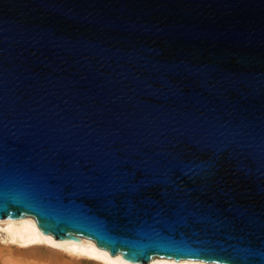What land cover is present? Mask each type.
<instances>
[{
  "label": "water",
  "instance_id": "1",
  "mask_svg": "<svg viewBox=\"0 0 264 264\" xmlns=\"http://www.w3.org/2000/svg\"><path fill=\"white\" fill-rule=\"evenodd\" d=\"M109 254L264 264V0H0V220Z\"/></svg>",
  "mask_w": 264,
  "mask_h": 264
},
{
  "label": "bare ground",
  "instance_id": "2",
  "mask_svg": "<svg viewBox=\"0 0 264 264\" xmlns=\"http://www.w3.org/2000/svg\"><path fill=\"white\" fill-rule=\"evenodd\" d=\"M8 229V231H5ZM13 241H15L13 243ZM0 242L7 248H14L19 252H31L38 255L37 259L45 261L46 264H119L117 257L124 264H221L194 259H179L154 256L147 263L132 262L124 259L120 253L110 255L94 242L79 238L78 240L56 239L52 235L44 233L30 216L0 220ZM42 251L47 252L49 258H42ZM101 252L108 253V259H94ZM65 259V260H63ZM62 260V261H61ZM66 262V263H65Z\"/></svg>",
  "mask_w": 264,
  "mask_h": 264
},
{
  "label": "rangeland",
  "instance_id": "3",
  "mask_svg": "<svg viewBox=\"0 0 264 264\" xmlns=\"http://www.w3.org/2000/svg\"><path fill=\"white\" fill-rule=\"evenodd\" d=\"M40 254H43L42 258L44 259L49 258V256L53 257V255H49L44 251H42ZM37 257L39 256L31 252H19L14 250V248H7L3 243L0 242V264H46L45 261L40 260L39 258L37 259ZM82 264L92 263L86 262Z\"/></svg>",
  "mask_w": 264,
  "mask_h": 264
},
{
  "label": "snow or ice",
  "instance_id": "4",
  "mask_svg": "<svg viewBox=\"0 0 264 264\" xmlns=\"http://www.w3.org/2000/svg\"><path fill=\"white\" fill-rule=\"evenodd\" d=\"M5 231H8V229H5ZM15 241H13L14 243ZM94 259H103V260H107L108 259V253L107 252H101L98 255L93 257ZM117 260L119 261V264H124L123 260H120L119 257H117ZM112 264H116L115 261L112 262Z\"/></svg>",
  "mask_w": 264,
  "mask_h": 264
}]
</instances>
